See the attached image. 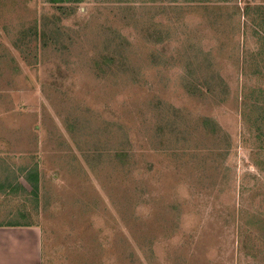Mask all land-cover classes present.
I'll return each instance as SVG.
<instances>
[{
  "label": "rangeland",
  "instance_id": "1",
  "mask_svg": "<svg viewBox=\"0 0 264 264\" xmlns=\"http://www.w3.org/2000/svg\"><path fill=\"white\" fill-rule=\"evenodd\" d=\"M261 5L0 0V224L42 264H264Z\"/></svg>",
  "mask_w": 264,
  "mask_h": 264
},
{
  "label": "crops",
  "instance_id": "2",
  "mask_svg": "<svg viewBox=\"0 0 264 264\" xmlns=\"http://www.w3.org/2000/svg\"><path fill=\"white\" fill-rule=\"evenodd\" d=\"M42 237L37 224H0V264H42Z\"/></svg>",
  "mask_w": 264,
  "mask_h": 264
},
{
  "label": "trees",
  "instance_id": "3",
  "mask_svg": "<svg viewBox=\"0 0 264 264\" xmlns=\"http://www.w3.org/2000/svg\"><path fill=\"white\" fill-rule=\"evenodd\" d=\"M51 3H57V2H61V1H73V0H49ZM74 1H81V0H74ZM256 9L255 10H257L256 12L258 13V14H260V13H263L264 14V6L263 5H261V6H257V7H255ZM246 9H250V7L249 8H246ZM247 11V10H246ZM245 11V12H246ZM248 13V11L245 13V15ZM257 43L259 44L258 46H259V48H258V46L256 47V48H254L253 49V53H254V55L256 56V50L257 49H260V50H264V34H262V35H260L259 36V41H257ZM259 54V53H258ZM257 54V55H258ZM37 175L36 174H30V176H29V178L27 179L30 183H31V186H32V188H33V191H32V193L33 194H36V192H37V177H36ZM33 182V183H32ZM35 182V183H34Z\"/></svg>",
  "mask_w": 264,
  "mask_h": 264
}]
</instances>
